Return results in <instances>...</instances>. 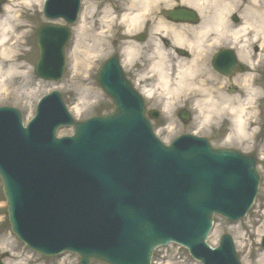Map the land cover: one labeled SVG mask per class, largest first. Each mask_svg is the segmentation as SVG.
Returning a JSON list of instances; mask_svg holds the SVG:
<instances>
[{"label":"water","instance_id":"1","mask_svg":"<svg viewBox=\"0 0 264 264\" xmlns=\"http://www.w3.org/2000/svg\"><path fill=\"white\" fill-rule=\"evenodd\" d=\"M56 8H60L58 0H49L46 17L63 16L73 22L69 7L53 12ZM70 37L67 26L45 23L38 28L40 78L62 79ZM97 79L115 102V112L107 116L75 122L54 92L44 98L39 115L25 129L18 111L0 107V177L13 233L31 249L55 255L61 250L51 249L39 238H53L66 224L76 232L77 241L61 248L79 254L82 264L90 259L151 264L153 250L170 241L188 247L205 264H214L216 258L227 260L231 249L229 263L240 264L229 236L222 237L216 252L205 241L214 214L237 221L253 204L260 183L255 155L213 148L206 139L190 135L166 146L152 133L143 100L116 57L101 67ZM180 116L189 119L186 112ZM64 124L73 125L75 134L58 139L57 129ZM27 137L49 138L43 149L52 151V158L68 169L67 175L56 172L58 178L44 164L40 169L32 162L33 155L25 161L23 143L15 138ZM64 147L71 152H55ZM87 236L95 241L83 249L85 242L90 243L84 240Z\"/></svg>","mask_w":264,"mask_h":264},{"label":"bare ground","instance_id":"2","mask_svg":"<svg viewBox=\"0 0 264 264\" xmlns=\"http://www.w3.org/2000/svg\"><path fill=\"white\" fill-rule=\"evenodd\" d=\"M43 1L9 0L0 14V97L19 96L22 90V96L30 95L25 91L32 79L22 60L21 49L25 46L22 40H26L31 30H26L19 14L21 10L16 8H42ZM82 1L84 7L69 53L73 81L81 80V73H92L96 61L104 56L95 59L104 47L106 36L121 27L123 36L128 39L120 48L122 64L139 68L136 80L142 96L150 102L159 100L162 113L169 119L172 136L184 130L176 113L189 112L192 119L189 129L193 134H208L213 125L224 124L229 127L224 141L237 143L242 150H247L249 143L246 142L252 141V147L257 148L258 139L263 136L255 128L259 117L253 104L260 99L261 92L252 87L251 81L258 76L257 68L264 60V0H124L119 12L102 0ZM96 12L98 20L94 29L95 25L89 21ZM234 16L240 23L233 20ZM147 27L148 38L141 35ZM220 43L232 51L236 47L240 57L237 64L244 67L237 72L239 76L233 83L230 77L238 66L217 70L212 66L214 47ZM256 46L259 53H255ZM256 80L259 81L258 77ZM235 82L242 85L240 93L229 94L228 83ZM100 97L101 91L92 84L87 86L71 109L74 118L82 119V110L94 106V100ZM186 105L190 111L185 110ZM261 154L260 159L264 160V148ZM261 232L259 229L258 243ZM75 237L76 232L65 224L53 238L41 237L39 241L47 246L56 244L62 250L61 245L77 241ZM240 237H236L237 244L243 247ZM85 239L90 243L85 242L82 248H91L95 239L91 241L90 236ZM11 240L8 235L0 237V251L11 253L5 264H31L34 256L24 257V252ZM251 253L250 250L244 257V264H264V249L259 247L253 260ZM94 260L90 259L89 264Z\"/></svg>","mask_w":264,"mask_h":264},{"label":"rangeland","instance_id":"3","mask_svg":"<svg viewBox=\"0 0 264 264\" xmlns=\"http://www.w3.org/2000/svg\"><path fill=\"white\" fill-rule=\"evenodd\" d=\"M9 0H6V4H9ZM106 2L109 7L112 9L114 7V11L119 12L121 7V1L124 0H102ZM102 1H96V2H102ZM85 3V2H84ZM104 5V3H103ZM5 7V5H4ZM2 8V12L3 9ZM16 9H20V15L21 20L26 24V30H31V34L27 37L26 40H22L25 45L21 50L23 53L22 60L24 61L25 65L27 66L28 70L30 71V77L32 79V85L30 84L25 91L26 93H30L29 96H22V93L24 94V90L21 91V94L13 96L10 95V97L1 96L0 97V106H11L16 109H18L25 117V120L29 117H31L35 112V107L37 106L38 100L52 91L54 88H58L59 92L62 94L64 100L69 105V110L71 112V109L75 104L78 102V99L81 97L83 90L92 84L96 90H99L102 92V97L99 99L94 100V106L92 107H86L82 111L83 118L80 120H85L93 116H99V115H108L109 113L113 112L114 104L112 100L109 98V96L101 89L99 86L96 75L98 72L99 67L101 66L102 62L105 61L108 57L120 53L121 46L128 41V39L123 36V30L120 27H117L114 29L112 33L106 36V41L102 44L101 53L96 56L95 59L99 57V55H104L101 60L96 61V66L93 69L92 73L90 75H86L85 73H81L82 78L78 82H75L72 80V59L69 56L71 46L68 47L66 50V70L65 75L63 79L59 82H50V81H44L39 79L35 75V65L36 61L38 60L39 56V49L35 42V33L37 28L47 20L45 19V16L43 14L42 8L35 7V9H25L17 7ZM83 10V9H82ZM1 12V13H2ZM82 14V13H81ZM80 14V16H81ZM97 16L98 12H96L92 19L89 21L91 24H94V29L97 28ZM89 17V16H88ZM79 22V21H78ZM60 24H64L63 21H59ZM58 23V24H59ZM75 24L72 26V34L73 38L71 40V45L73 43V40L75 38ZM149 27H147V30L145 29L143 34L148 33ZM141 34V35H143ZM138 38V37H137ZM167 41V40H166ZM165 41V43H166ZM106 42V43H105ZM169 42V41H168ZM167 49L170 51L169 47ZM215 49V47H214ZM215 53V52H214ZM119 58L121 59V55H119ZM138 67L124 66V72L127 76V78L132 82L134 87L141 91V87L137 85V72ZM134 76L135 81H134ZM88 77L90 78L88 80ZM262 86H259L261 90V101H260V116H261V122L259 121V125L256 126L257 130L260 131L259 134L264 133V81H262ZM228 84V89H229ZM60 87V88H59ZM62 87V88H61ZM263 92V94H262ZM145 105L147 107V110H157L161 112V115L158 119L152 120V124L154 126L155 132L157 133L160 140H162L165 143H171L176 137L183 134L192 133L193 130H190L189 128L192 126L190 125L192 122H189L185 124L180 117L178 116V112L176 113V118H178V122L180 125H183V131L178 132V134H175L174 136L171 135V131L168 128V117L162 113L161 111V105L159 100L150 102V99L144 98ZM189 107L186 105L185 110L190 111L188 109ZM73 114V113H71ZM27 121V120H26ZM229 127L227 125H213V128L211 129V132L208 134H202V137L207 138L211 145L215 148H232V149H239L242 152L245 153H252L254 152L256 154V158L258 159V170L261 176V182L259 187V193L256 197L255 204L253 207L249 210L246 217L241 219L240 221L236 223H231L224 219L223 217L216 216L214 220V226L213 230L210 236V239L208 240V243L212 245L213 247L218 246L219 239L224 234L231 235L234 240L236 241V251L240 258L241 264H244V257L249 255L250 250L252 253L250 254L251 259H254V256L256 254V250L260 247V241L258 240L259 235V229H261V235L264 234V160L260 157H262L261 150L264 148V134L263 137H259L258 139V146L257 148L252 147V141L246 142L249 143V148L247 150H242L238 148L239 146L237 143H228L224 141V138L227 136ZM227 131V132H226ZM209 132V131H207ZM206 132V133H207ZM224 132H226L224 134ZM73 134L72 128H62L59 131V136H69ZM251 145V146H250ZM3 235H8L12 238L11 241L15 242V245L21 249L22 252H24V257H31L34 256V261L31 264H80L79 258L76 254L73 253H64V255L56 256V257H45L38 253H35L31 251L24 243H22L18 238L11 232V226L8 221V213H7V207L5 204V198L3 195L2 190V182L0 179V237ZM240 237V240L243 241L244 245L243 247H239L240 244L238 243V239L236 237ZM11 253H7L5 250L3 252L0 251V261L2 263H5L8 259L9 255ZM155 264H200L198 261L194 260L188 251L185 248H180L177 245L170 246L168 248H164L163 250H157L155 251ZM91 264H103L99 262L92 261Z\"/></svg>","mask_w":264,"mask_h":264},{"label":"flooded vegetation","instance_id":"4","mask_svg":"<svg viewBox=\"0 0 264 264\" xmlns=\"http://www.w3.org/2000/svg\"><path fill=\"white\" fill-rule=\"evenodd\" d=\"M255 49L254 50H256V52L255 53H259V50H258V46H256V47H254ZM234 51V55L236 56V58L237 59H239L240 57L237 55L238 54V51L237 50H233ZM224 56V58H227V56L226 55H223ZM263 58H264V54H263ZM239 61V60H238ZM241 62V61H240ZM236 66H238V67H236V68H238V69H236V70H234V73L232 74V76L230 77V78H232L231 80L232 81H230V82H234V80H235V77H238L239 75H238V73L237 72H239V70L241 69V68H244L243 67V64H237L236 63ZM259 66V65H258ZM230 68H235L234 66H231ZM230 68H226V69H230ZM257 70H258V80L259 81H257V85L258 86H262L263 84H262V81H264V79H263V73H264V60H262V63H261V65L257 68ZM245 72V71H244ZM243 74V73H242ZM223 76V75H222ZM228 84H231V83H228ZM241 83L239 82V83H236L235 82V84H231V85H229V89H227V92L229 93V92H236V93H240V88H241ZM260 90H261V88H259ZM232 92V93H233ZM230 94V93H229ZM262 94H263V92H262Z\"/></svg>","mask_w":264,"mask_h":264}]
</instances>
